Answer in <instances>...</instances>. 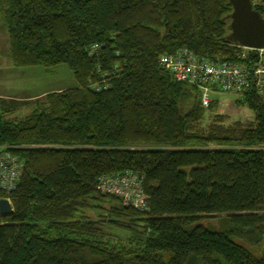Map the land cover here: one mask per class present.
Returning a JSON list of instances; mask_svg holds the SVG:
<instances>
[{
	"label": "trees",
	"instance_id": "obj_1",
	"mask_svg": "<svg viewBox=\"0 0 264 264\" xmlns=\"http://www.w3.org/2000/svg\"><path fill=\"white\" fill-rule=\"evenodd\" d=\"M231 13L229 0H0L13 66L65 64L78 83L21 120L0 116V147L24 161L0 188L13 209L0 264H264L263 97L245 102L250 123L217 116L204 133L197 91L160 61L184 47L233 55ZM129 170L145 211L98 189ZM221 214L219 228L197 222Z\"/></svg>",
	"mask_w": 264,
	"mask_h": 264
},
{
	"label": "rangeland",
	"instance_id": "obj_2",
	"mask_svg": "<svg viewBox=\"0 0 264 264\" xmlns=\"http://www.w3.org/2000/svg\"><path fill=\"white\" fill-rule=\"evenodd\" d=\"M1 21V20H0ZM235 52L234 54H230L229 56H225L222 58L219 54L212 55L214 57H207L205 55H200L199 53H196L195 51L188 49L186 47L182 48L187 50L188 52L194 53L197 58H205L208 61H210L212 64H214L217 68H219L220 73L222 75H213L216 77L213 78H206L205 81H198L193 84L185 83L186 85H191L195 90L197 91V100L200 102V106L204 108L202 110V113L200 115V120L195 123V128H200L204 130V133L208 132L209 124L213 122L214 117L220 116L221 117V123L224 126L228 125H235L236 122H241L243 125H246L250 123L255 116L254 111L251 108L247 107L248 97L260 95L263 97L264 100V86L259 88L256 87L255 83L257 81L256 76L254 77L255 70L258 66L255 64L260 60V62L264 61V46L262 48H251V47H245L239 44H235ZM92 50H98L100 49V46L98 44H93L90 47ZM95 51V52H96ZM94 54V53H93ZM99 54V53H95ZM162 57V56H161ZM194 57V59H196ZM263 60V61H262ZM10 64V67L17 70L20 69L22 71H19V74L17 76H13L12 81L9 79L5 82H10L6 85H3V79L0 77V93H3V90H9L5 91L7 94H14L18 95V98H3V100L0 98V116L2 119H8V120H21L28 116L37 106L39 102H42L45 95H47L50 92H60L65 89H68L70 87L77 86V80L75 79L73 72L65 65V64H57L53 67H42V66H33L36 70L33 71V75L36 76L37 80H39L40 83L46 81L49 83V86L51 89L54 90H48V92H43L47 88H41L36 86L35 84L33 86H30L29 84V91L28 86L26 85L27 78H31L30 72H28V68L31 67H16L13 66L12 62L10 61L9 57V49H8V37L7 32L3 26V28L0 27V66L3 65V67L6 68L7 64ZM264 65L263 63H261ZM0 67V73H3L4 68ZM250 69V74L248 75V78L254 77V84L253 86L249 85V80H244L242 78V74L245 71V68ZM39 70V71H38ZM26 72V73H21ZM28 72V73H27ZM170 74L173 77V74L170 72ZM16 77V78H15ZM15 78V79H14ZM174 78V77H173ZM14 83V84H13ZM9 85V86H8ZM93 87H95L97 90L108 89V84H92ZM48 88V89H50ZM261 89V90H260ZM39 90L37 94H33L35 91ZM21 91H23V94H21ZM28 91V92H27ZM47 91V90H46ZM205 93L207 96H205ZM25 95V96H24ZM247 102V103H245ZM214 104V106H212ZM190 104L185 108V110L188 109ZM212 109H211V108ZM191 124V122H190ZM193 124V123H192ZM208 147H224V145H218L214 144V142L209 143ZM6 147L1 146L0 149L2 150L0 152V156L3 154H9L12 156L17 157L16 161L14 162V166L12 169H10L9 173H6L3 171V178L4 174L6 176L11 175L12 173L17 174L20 180V177L23 174L24 169V161L23 159H20L17 155L13 154L10 151L5 150ZM125 173H128L129 176L125 177ZM140 173L137 171H126L124 173H117L112 175H107L104 177H101V180L99 181V187L98 189L101 192L113 195L118 197L123 204L132 206L136 208L139 211H145L144 207H142L141 199L139 195L133 194L129 197V202H126L122 197H120L117 192L116 187L127 189V186L130 184L133 188L132 190L135 192L137 185H134L133 177L136 179L135 181L138 183V187L142 190L143 197L145 196V200L147 203V195L144 193L142 188V182L140 179ZM118 180V183L116 181ZM125 181H128V183H125ZM1 180H0V188H1ZM2 189V188H1ZM5 192L4 189H2ZM126 196H129L127 193H125ZM124 200V201H123ZM10 201V200H9ZM11 203V202H10ZM135 203L137 205H135ZM92 204L96 207L100 206L96 202H92ZM98 213V212H97ZM2 216V215H0ZM4 216V215H3ZM225 215H214V216H202L197 222L201 223L203 225H206L208 227H214L219 228L221 224L223 223V218ZM239 242H243L242 240H239ZM246 244V243H245ZM249 246L248 244H246ZM250 247V246H249ZM262 244H260L258 247L251 248V250L259 255L261 253Z\"/></svg>",
	"mask_w": 264,
	"mask_h": 264
},
{
	"label": "built area",
	"instance_id": "obj_3",
	"mask_svg": "<svg viewBox=\"0 0 264 264\" xmlns=\"http://www.w3.org/2000/svg\"><path fill=\"white\" fill-rule=\"evenodd\" d=\"M92 50V49H91ZM96 50H93V52ZM195 54L192 52H188L185 49L177 50L173 54H165L162 55L160 58L161 63L165 66L166 69H168L169 72L173 74V77L178 82H187L189 84L196 83L198 81L202 82L205 81L206 78H213L216 76L213 75H222L220 73L219 68H217L214 64H212L210 61H208L205 58H197L194 56ZM196 57V59H194ZM263 61V60H262ZM264 64L263 62H260V60L255 64L258 66L255 70L254 77L256 76L257 81L255 83L256 87L258 86L261 88V86H264ZM250 74V69L245 68V71L242 74V78L244 80H249V85L253 86L254 84V77L248 78V75ZM261 90V89H260ZM264 90V89H263ZM205 96L206 93H205ZM17 157L5 154L0 156V180H1V188L10 191L14 189L18 183V175L12 173L11 175L6 176V173H9L10 169L14 166V162L16 161ZM3 171L5 172L4 178H3ZM125 177L129 176L128 173H125ZM134 181V185L137 187L136 191L134 192L132 190V186L129 184L128 181H125V183H128L127 189L122 186V188L116 187L118 195L122 197L126 202H129V197L136 193V195H139L142 203V207L146 209V200L145 196L142 195V190L138 187V183L135 181L136 179L132 178ZM119 179H116L118 183ZM125 193H127L129 196H126ZM123 200V201H124ZM135 205H137L135 203Z\"/></svg>",
	"mask_w": 264,
	"mask_h": 264
},
{
	"label": "water",
	"instance_id": "obj_4",
	"mask_svg": "<svg viewBox=\"0 0 264 264\" xmlns=\"http://www.w3.org/2000/svg\"><path fill=\"white\" fill-rule=\"evenodd\" d=\"M229 3L232 6L230 14L232 41L245 47L262 48L264 17L253 8L252 0H229ZM12 212L9 199H0V215H10Z\"/></svg>",
	"mask_w": 264,
	"mask_h": 264
},
{
	"label": "crops",
	"instance_id": "obj_5",
	"mask_svg": "<svg viewBox=\"0 0 264 264\" xmlns=\"http://www.w3.org/2000/svg\"><path fill=\"white\" fill-rule=\"evenodd\" d=\"M0 67H3V65H1ZM4 68V70H3V73H0V77H2V79H3V85H6V84H8V83H10V82H5V80L7 81L8 79L10 80V81H12V78H13V76L15 75V76H17V74H19V71H22V70H20V69H17V70H15V69H13V68H11L10 67V64L8 63L7 64V66H6V68L5 67H3ZM28 72H30V74H31V78H27V80H26V85L28 86V91H29V85L30 86H33L34 84L36 85V86H38V87H41V88H47L45 91H43L44 93L45 92H48V90H54V89H51L50 88V86H49V83L48 82H46V81H44V82H42V83H40L39 82V80H37V78H36V76H34L33 75V71L34 70H36L34 67H31V68H28ZM39 71V70H38ZM27 72V73H28ZM21 73H26V72H21ZM12 77V78H11ZM16 78V77H15ZM14 78V79H15ZM14 84V83H13ZM29 84V85H28ZM9 86V85H8ZM48 88H50V89H48ZM5 91H9V90H3V93H0V98L3 100V98H18L19 96L18 95H14V94H7ZM27 91V92H28ZM10 92V91H9ZM39 92V90H37V91H35L34 93H32L31 95H33V94H37ZM21 94H23V91H21ZM25 96V95H24Z\"/></svg>",
	"mask_w": 264,
	"mask_h": 264
}]
</instances>
